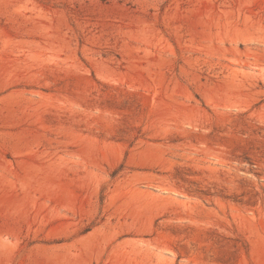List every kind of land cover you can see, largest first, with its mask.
Masks as SVG:
<instances>
[{
    "label": "rangeland",
    "instance_id": "1",
    "mask_svg": "<svg viewBox=\"0 0 264 264\" xmlns=\"http://www.w3.org/2000/svg\"><path fill=\"white\" fill-rule=\"evenodd\" d=\"M0 264H264V0H0Z\"/></svg>",
    "mask_w": 264,
    "mask_h": 264
}]
</instances>
